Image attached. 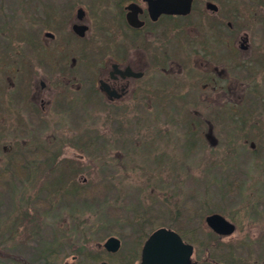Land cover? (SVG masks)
<instances>
[{
    "label": "rangeland",
    "instance_id": "374dc122",
    "mask_svg": "<svg viewBox=\"0 0 264 264\" xmlns=\"http://www.w3.org/2000/svg\"><path fill=\"white\" fill-rule=\"evenodd\" d=\"M123 3L0 0V264H65L116 223L147 215L173 222L181 211H219L234 221L221 243L236 261L264 255V153L251 148L257 139L230 138L223 149L205 122L196 128V109L206 115L214 107L191 103L188 55L174 39L167 44L174 72L157 76L143 99L106 105L72 79L61 95L68 103L52 116L25 107L38 105L25 92L58 65L48 51L66 55L59 66L85 71L91 84L99 38H108ZM77 6L89 24L78 39L69 29Z\"/></svg>",
    "mask_w": 264,
    "mask_h": 264
},
{
    "label": "flooded vegetation",
    "instance_id": "af4514ba",
    "mask_svg": "<svg viewBox=\"0 0 264 264\" xmlns=\"http://www.w3.org/2000/svg\"><path fill=\"white\" fill-rule=\"evenodd\" d=\"M191 1L188 13L161 12L153 19L146 0H126V3L121 4L122 9L114 15L108 38H103V35L99 38L100 46L96 53V66L92 68L95 74L91 76V84L87 85L90 77L85 71L77 72L70 65L59 66L60 61L64 63L63 60L68 59L66 55L58 57L55 53L50 55L48 51L47 58H57L52 65H58L52 67H55V72H51L49 78L45 79L42 75L25 92L38 104H24L25 107L34 116L40 113L52 116L56 108L60 110L68 103L66 97L61 95L66 89L64 85L70 84L72 79H81L75 90L94 93L106 105L125 106L134 100L143 99L153 91L152 87L159 78L157 76L174 72L172 65L177 59L173 58L170 49L167 50L168 41L174 39L177 47L188 55L193 86L191 103L194 106L214 107V111L206 115L196 109L193 119L196 128L205 122L209 137L224 138L223 149L230 146V138L257 139L252 140L250 146L263 154L264 0ZM132 2L138 5L136 10L128 8ZM79 8L77 6L75 17L69 21V29L77 39L85 38L89 29L85 8L81 7L83 11H79ZM82 24L87 26L84 35L75 30ZM44 35L50 39L56 37V33L50 30L45 31ZM168 35L170 38L166 40ZM36 53L37 59L44 55L42 51ZM84 63L88 65V61ZM177 64H180L179 61ZM86 66L83 68L86 69ZM89 73L93 74V70ZM60 77L62 81L58 80ZM215 121H218V126L214 125ZM181 212L174 215L173 222L155 219L157 221L151 223L154 217L147 215L136 217L134 225L127 223L122 227L116 223L113 226L115 232L93 240V244L87 245L86 249L85 246L78 247L79 251L65 264H81V260L88 256L93 261L88 264H141L142 246L148 235L159 227L174 230L186 246H190L188 264H264L263 252L259 251L254 260L242 256L236 261L222 247L221 242L231 236L237 226L223 213L209 211L198 215L197 211H190L192 214L187 215ZM212 214H220L224 218L215 221L218 223L217 229L208 221ZM113 220L106 219L108 224L113 223ZM230 223L234 225V230L224 232ZM120 228H123V233ZM109 237L118 239L117 243L110 244L113 247L118 245L117 248H108L106 242ZM129 240V249L125 250Z\"/></svg>",
    "mask_w": 264,
    "mask_h": 264
},
{
    "label": "water",
    "instance_id": "95a60500",
    "mask_svg": "<svg viewBox=\"0 0 264 264\" xmlns=\"http://www.w3.org/2000/svg\"><path fill=\"white\" fill-rule=\"evenodd\" d=\"M150 16L155 19L161 12L165 13H188L191 8V0H146ZM138 5L132 2L128 5L130 10H136ZM79 11H83L79 8ZM85 24L78 25L75 30L78 34L84 35ZM217 219L224 220L220 214H212L208 217V221L214 228H218ZM229 223V222H228ZM220 224V223H219ZM234 230V225L230 223V227L224 232ZM146 239L142 246V262L141 264H188L189 255L191 252L190 246H186L181 236L172 229L159 227L153 231ZM117 243L116 237H109L106 245L108 248L115 249L110 244ZM185 248V250H184ZM183 251V252H182ZM166 252V253H165ZM182 252V254H180ZM182 255V256H181ZM106 264V263H102Z\"/></svg>",
    "mask_w": 264,
    "mask_h": 264
}]
</instances>
